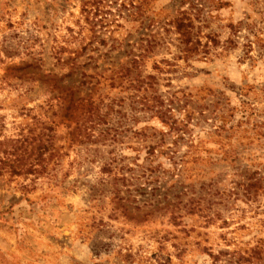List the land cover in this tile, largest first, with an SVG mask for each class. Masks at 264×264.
Returning <instances> with one entry per match:
<instances>
[{"label": "rangeland", "instance_id": "374dc122", "mask_svg": "<svg viewBox=\"0 0 264 264\" xmlns=\"http://www.w3.org/2000/svg\"><path fill=\"white\" fill-rule=\"evenodd\" d=\"M0 264H264V0H0Z\"/></svg>", "mask_w": 264, "mask_h": 264}, {"label": "trees", "instance_id": "16d2710c", "mask_svg": "<svg viewBox=\"0 0 264 264\" xmlns=\"http://www.w3.org/2000/svg\"><path fill=\"white\" fill-rule=\"evenodd\" d=\"M160 111H161L160 112L161 114H159L158 117L160 118V120L163 123H167V119L165 117V115H166L165 111L164 110L163 111L160 110ZM187 125H188V123L186 121H184V120H180V121L175 120V121L169 123L170 130L173 129L175 131L176 137H179V138H182V139L185 137L183 135V132L186 131ZM189 143H190L189 146H191L192 145V141L190 140Z\"/></svg>", "mask_w": 264, "mask_h": 264}]
</instances>
